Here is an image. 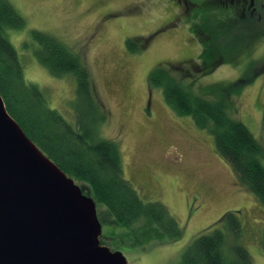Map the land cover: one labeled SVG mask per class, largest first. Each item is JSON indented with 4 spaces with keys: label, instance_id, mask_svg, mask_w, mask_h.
<instances>
[{
    "label": "rangeland",
    "instance_id": "obj_1",
    "mask_svg": "<svg viewBox=\"0 0 264 264\" xmlns=\"http://www.w3.org/2000/svg\"><path fill=\"white\" fill-rule=\"evenodd\" d=\"M10 1L26 21L23 29L8 31L25 80L37 84L49 106L76 125L75 78L71 74L54 76L37 60L31 31L50 33L80 53L107 111L101 136L120 145L124 175L140 196L163 202L184 231L177 240L151 241L143 247L139 234L123 240L125 228L113 222L103 203L96 202L102 244L123 252L129 264H181L196 237L217 227L226 212L238 210L242 232L235 236L225 231V255L234 256L229 243L238 240L253 264H264V205L239 181L232 165L217 150L214 137L192 117L177 114L162 90L151 88L148 82L150 71L160 64L198 69L202 52L212 49L217 56L210 64L223 58L224 62L206 74L195 69L185 81L196 80L194 90L209 85L233 90L231 83L239 86L241 90L233 91V114L264 146V36H193L187 19L161 27L175 14L173 0ZM205 20L210 24L213 16L206 15ZM212 27L217 32L219 25ZM226 32L232 34L233 30ZM131 37L138 45L145 44L140 52L128 49ZM149 90L151 103L146 111Z\"/></svg>",
    "mask_w": 264,
    "mask_h": 264
},
{
    "label": "trees",
    "instance_id": "obj_2",
    "mask_svg": "<svg viewBox=\"0 0 264 264\" xmlns=\"http://www.w3.org/2000/svg\"><path fill=\"white\" fill-rule=\"evenodd\" d=\"M25 25L24 17L11 1L0 0V92L11 116L49 158L69 176L84 182L85 193L108 208L113 222L125 228L123 240L139 234L138 242L145 247L151 241L181 238L183 227L169 208L160 201L144 200L125 177L120 145L101 136L107 111L80 53L50 33L31 31L37 60L54 76L71 74L75 78L76 125L49 106L37 84L25 80L18 51L8 35L9 30H21ZM144 46L133 37L127 40L132 53L140 52ZM212 53V49L202 52L201 66L197 69L193 65L197 72L206 74L216 67L210 64L217 56ZM182 67H154L148 76L150 87L161 89L166 103L177 114L192 117L199 128L214 137L217 150L232 165L239 181L264 205V146L233 114V91L241 88L231 83L233 90L225 85L194 90L196 80L189 83L185 77L195 69L183 67L186 72ZM218 224L191 242L181 264H253L249 251L238 240L229 243L234 256L227 257L224 252L225 231L235 236L242 232L240 212H226Z\"/></svg>",
    "mask_w": 264,
    "mask_h": 264
},
{
    "label": "water",
    "instance_id": "obj_3",
    "mask_svg": "<svg viewBox=\"0 0 264 264\" xmlns=\"http://www.w3.org/2000/svg\"><path fill=\"white\" fill-rule=\"evenodd\" d=\"M95 199L27 135L0 92V264H129Z\"/></svg>",
    "mask_w": 264,
    "mask_h": 264
},
{
    "label": "flooded vegetation",
    "instance_id": "obj_4",
    "mask_svg": "<svg viewBox=\"0 0 264 264\" xmlns=\"http://www.w3.org/2000/svg\"><path fill=\"white\" fill-rule=\"evenodd\" d=\"M173 1L176 3L175 14L161 27H167V24L169 27H172L177 25L178 21L187 19L189 31L192 32L193 36H249V34L250 36H264V0ZM206 15H208L209 18L213 16V20H211L212 22L210 24L205 23L207 21L205 20ZM231 19H233L234 23H230ZM226 21L228 23H226ZM212 24L219 25L218 29H216L217 32H214ZM260 26H262V28L259 30L258 28ZM226 28L233 30L232 34H228ZM160 29H157L155 32H159ZM220 30L223 31L218 32ZM155 32H153L151 36H153ZM204 49H206V46H204ZM223 59H219L213 64L217 66L221 62H224ZM201 64H199V66H201ZM151 94V90H149L144 106L146 111L149 110Z\"/></svg>",
    "mask_w": 264,
    "mask_h": 264
}]
</instances>
